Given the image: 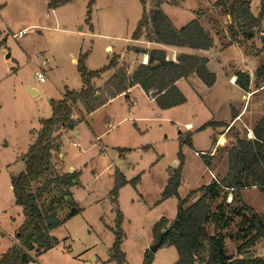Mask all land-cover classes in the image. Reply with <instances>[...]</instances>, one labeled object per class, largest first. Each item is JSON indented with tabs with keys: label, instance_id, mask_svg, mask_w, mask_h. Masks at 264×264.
Listing matches in <instances>:
<instances>
[{
	"label": "rangeland",
	"instance_id": "1",
	"mask_svg": "<svg viewBox=\"0 0 264 264\" xmlns=\"http://www.w3.org/2000/svg\"><path fill=\"white\" fill-rule=\"evenodd\" d=\"M56 1L55 6H50L48 0H0V5H3L0 10V29L7 32L8 38L4 47L8 44L15 52L20 49L23 60H26L24 64L19 63L17 72L18 65L13 66L14 74L0 84V257L13 245L24 222L22 208L15 203L12 178L26 169L25 157L36 139L33 132L40 129L42 119L51 117L50 100L63 99L62 93L66 91V86L76 91L82 87L81 76L72 58L88 54L87 67L90 70L107 66L114 55L126 54L143 14L140 0H96L88 24L86 19L91 0ZM181 1L164 0L169 5L164 7L165 13L177 26L190 20L186 9H196L200 2L187 0L185 9L173 7V3ZM154 4L148 1L147 9L151 10ZM258 5L259 0H255L253 11L257 10ZM202 11L204 16L207 13L203 19L205 26L214 27V32L220 31V40L225 44L222 37L226 33L229 36L230 31L227 32L229 24L220 16L221 9L216 8L215 14L207 8ZM214 20L216 25L212 23ZM22 30L26 31V35L15 39L13 35ZM254 31H257L255 39L247 41L241 35L242 29L238 28L236 38V41L247 44V49L253 54L260 56L254 72L258 83L252 80L249 92L244 93L223 75L220 76L217 86L210 91L203 84L202 88L195 86V90L182 85L187 102L165 112L162 117H157L154 114L156 105L139 89L133 92L135 108L132 106L130 109L127 98L117 99L97 112L90 126L83 121L76 129H71L64 135L61 133L62 152L60 150L54 153L47 176L34 184L32 189L35 191L44 184L45 179H53L68 172L70 167H75L81 176L80 184L73 186L72 192L81 211L52 234L59 241V245L43 260L42 256L45 254L35 256L32 264H40L41 261L49 264H89V256L84 254L94 246L101 258L107 257L115 234L106 224L115 227L118 208L126 217L123 242L127 264H143L144 247L148 246V251L154 245V242L149 245L154 225L162 218L172 221L178 213L176 199L173 202L162 201L161 186L170 169L174 170L180 164L177 138L178 132L185 129V124L191 123L192 127L197 128L211 120L214 115L216 119L229 120L231 105L236 107L232 110L239 114L236 120L228 124L229 127L220 129L221 136L214 140L210 129L195 135V149L204 154L197 156L193 149L184 146L182 151L186 167L181 189L179 188L183 196L192 189H198L227 174L225 157L220 154L223 147L232 146L244 137L255 139L253 130L264 119V33L263 28ZM258 43L261 49L258 48ZM107 45L113 47V54L106 51ZM217 45H220L218 40ZM221 59L226 67L232 64L245 70H251L255 63L248 58L244 61L243 52L239 54L235 49L224 52ZM36 71H45L43 75L46 83L36 79ZM27 85L39 89L41 96L32 97ZM197 92L204 101L199 99ZM75 114H79L77 108ZM172 120L178 125L172 123ZM76 132L79 134L75 135ZM166 138L168 142L164 144ZM59 139L60 136L57 135L56 140ZM220 139H225L226 144H220ZM148 144L153 148L143 149ZM118 147L133 150L123 153ZM203 150L207 152H201ZM209 153L214 156L212 166L208 168L202 159L203 155ZM121 160H124L123 164H119ZM174 160L177 161L173 165ZM117 170L130 180L139 176L142 182L136 187L125 185L120 190L118 205H115L110 193L114 189ZM64 194L65 190L54 187L43 196L42 208L64 210L67 208L65 203H71V199L65 200ZM230 202L231 196L226 200V203ZM217 203L212 205L213 208ZM243 203L264 217V193L258 188L243 190L241 202H233L232 207L226 206L225 212L232 215V220L227 221L223 231L226 254L234 259L264 258L263 240H259L242 254L238 251L239 246L248 239L240 232L248 226V213L242 211V214L235 215ZM191 204L190 200L186 207ZM207 228L210 233H214V225ZM33 254L36 255L35 252ZM155 254L152 264H174L178 259V253L173 246H165ZM74 259L81 263H75Z\"/></svg>",
	"mask_w": 264,
	"mask_h": 264
},
{
	"label": "trees",
	"instance_id": "2",
	"mask_svg": "<svg viewBox=\"0 0 264 264\" xmlns=\"http://www.w3.org/2000/svg\"><path fill=\"white\" fill-rule=\"evenodd\" d=\"M69 2L71 0H60ZM96 0H91L88 5V18L90 24L92 7ZM148 1L154 2L151 10L147 9ZM143 6V14L132 35L133 40L145 37L147 41L156 42L167 46L190 48L196 50H209L213 47V38L198 20H193L181 29L176 28L172 20L163 11L164 0H140ZM56 0H52L50 6H55ZM178 3H173L177 6ZM217 5L223 6L225 12L232 19L229 31L233 40L237 38V29L241 28L246 39L254 37V30L262 28L264 20V2L258 17L251 12L250 0H219ZM92 28V26H91ZM1 36V34H0ZM264 45V37H262ZM5 41L0 42V46ZM141 53L138 48L133 49ZM149 56L147 64L141 63L136 70L129 75L128 67L123 65L118 68L120 57L114 55L107 66L97 70H89L86 65L88 54L80 55L77 62V70L83 80V88L79 91L66 89L63 99L51 100V117L40 121V129L33 132L36 137L25 157L26 169L18 176L12 178V189L15 195V203L22 208L24 215L23 225L16 234L17 242L0 257V264H31L35 256L50 250L59 241L51 235V232L62 226L68 219L80 213L81 209L74 202L69 189L79 184L80 174L76 171L65 173L53 179H45L44 184L34 191L33 185L47 176L50 162L54 153L60 151L61 144L56 140V134L60 130H71L77 124L73 119L75 109L81 104L88 114H92L110 100L126 92L130 87L139 85L147 95L152 96L158 107L168 110L187 102L185 95L177 86V82L195 74L209 88L217 81L215 73L208 69V59L194 55L181 54L176 61L169 60L163 50H152L146 53ZM116 69L115 74L107 81L104 88L98 89L94 84L95 79H100L106 72ZM236 84L245 92H249L251 81L248 73L238 72ZM257 77V76H256ZM256 83L257 78H256ZM233 120L239 114L232 110ZM226 126L224 123H207L198 131L207 127ZM231 129V128H230ZM255 139L246 137L239 139L232 146H225L220 154L225 157L227 174L221 179H214L210 184L195 191H191L185 199H181L179 188L183 181V168L185 156L183 146L192 147V134L180 137V151L178 153L179 166L169 172L170 178L162 193V201L170 198L178 200V213L174 220L162 218L153 227L154 244L163 236L165 246L175 247L178 260L174 264H264L262 257H248L234 259L226 254L225 235L223 231L226 223L232 220V215H227L225 207H232V203L242 200V191L247 188H258L264 193V119L253 130ZM212 154L203 155V161L209 168L212 166ZM141 182L138 176L133 180H127L124 174L117 170L114 178V189L111 191L112 203L118 205L120 190L127 184L136 187ZM65 190L64 196L71 199L67 204L69 214L61 220L56 208L44 210L41 200L52 189ZM200 197L186 207V204ZM231 196L232 202L226 203ZM65 201V200H64ZM68 201V200H67ZM220 203H217L219 202ZM217 203L213 208V204ZM248 213V226L240 232L245 238V243L239 246L242 252L252 248L259 240L264 241V217L256 210L243 203L235 215ZM124 217L119 208L115 227V242L110 250V261L116 264H127L126 253L122 249L124 231ZM209 225H214V233L208 230ZM33 252H36L34 255ZM155 253L148 250L145 253L143 264H152Z\"/></svg>",
	"mask_w": 264,
	"mask_h": 264
},
{
	"label": "crops",
	"instance_id": "3",
	"mask_svg": "<svg viewBox=\"0 0 264 264\" xmlns=\"http://www.w3.org/2000/svg\"><path fill=\"white\" fill-rule=\"evenodd\" d=\"M48 1H50V3H51V1L52 0H48ZM187 0H182L181 2H179L178 4H177V6H173V7H175L176 9H185V7H184V5H185V2H186ZM189 1V0H188ZM198 1H200L199 3H198V6H197V8L195 9H193V8H187L186 10L189 12V14H190V20H188L185 24H182V25H179V26H177V25H175V23L173 22V20L169 17V15H168V17L172 20V22L174 23V25L176 26V28H178V29H181V28H183L184 26H186L187 24H189L191 21H193V20H198L199 22H200V24L203 26V28L207 31V32H209L210 33V35L212 36V38H213V41H214V43H213V47L211 48V49H209V50H196V49H190V48H182V47H175V46H167V45H163V44H159V43H156V42H150V41H147L146 39H145V37H143V38H141L140 40H137V41H133V40H131L130 42H129V46H128V49H127V52H126V54H119L118 56L120 57V60H119V66H118V68L119 67H121V66H123V65H126L127 67H128V72H129V75H131L135 70H136V68L141 64V63H143V64H147L148 63V60H149V56L146 54L147 52H149V51H152V50H163V51H165L166 53H167V58L169 59V60H173V61H176L177 60V58L179 57V55H181V54H187V55H194V56H198V57H203V58H207L208 59V69L210 70V72H212V73H215L216 74V76H217V81H216V84L212 87V88H209V87H207L200 79H199V77L197 76V75H195V74H193V75H191V76H189L188 78H186V79H182V80H180V81H178L177 82V86H178V88L181 90V92L184 94V92H183V90H182V85H185L186 87H190L191 89H193V90H195V86L196 87H198V88H202V84H203V86H205L207 89H208V91H210V90H213L216 86H217V84H218V82H219V79H220V76L221 75H223V76H225L226 78H228L229 79V81H230V83L232 84V85H235L237 88H239L240 90H242L237 84H236V81H237V76H236V74L238 73V72H245V73H248L250 76H251V78L253 79V81L255 82L256 81V78L257 77H255L254 76V72H255V70H256V68H257V65H258V61H259V59H260V56H258V55H255V54H253L250 50H248L247 49V44H244V43H240L239 41H236V40H233L232 39V37H231V34L229 33V30L227 31L228 33H229V36L227 35V33L225 34V37H222V39L224 40V42H225V44H223L222 42H221V40H220V38H221V36H220V31H216V32H214V27H210V28H207V26H205V24L203 23V19H205L206 18V15H207V13H206V15L204 16L203 15V11H202V9L203 8H207L208 10L210 9V12L211 13H213V14H215L214 12V10L216 9V8H220L221 9V11H220V16H221V18L223 17V19H224V21L225 22H227V24H229V27H230V25L232 24V19H231V17L228 15V13L227 12H225V8L223 7V6H221V5H217V2L219 1V0H198ZM255 0H250V4H251V12H252V14L255 16V17H258V15H259V13H260V9H261V5H262V3L264 2V0H259V5L257 6V10L256 11H253V9H252V6H253V2H254ZM167 4L166 3H163L162 4V9H163V11L165 12V10H164V7L166 6ZM167 6H169V5H167ZM3 8V5H0V10ZM53 13L55 12V10L53 9V11H52ZM209 13V12H208ZM217 14V13H216ZM48 15H50L49 13H48ZM202 19V20H201ZM212 23H215V20L214 21H212ZM215 25H216V23H215ZM262 28H263V31H262V33H264V20L262 21ZM255 30H257V29H255ZM22 31H24V30H22ZM7 32L6 31H4V30H1L0 29V34H1V36H0V42L2 41V40H4L5 41V44L7 43V40H8V38H7V34H6ZM256 34H257V31H254V37L252 38L253 40L255 39V36H256ZM16 35V34H15ZM242 35V37L244 38V36H243V34H241ZM22 38V37H21ZM15 39H18V38H15ZM228 39H229V41H228ZM245 40H247V41H250V40H252V39H246V38H244ZM217 40L219 41V43H220V45L218 46L217 45ZM5 44H2L1 46H0V84L1 83H3L4 81H6L7 79H9L11 76H12V74H14L13 73V66H15L16 64L18 65L17 67H16V72H17V70L19 69V65L20 64H24L25 63V61L26 60H23V53L22 52H20V49L18 50V51H16L15 52V50H12V46H9L8 44L4 47V45ZM134 48H138V49H140L141 51H143V52H141V53H136L133 49ZM258 48L259 49H261V47L259 46V43H258ZM230 49H235V50H238L239 51V54L241 53V52H243V54H244V61H247V58L249 59V61L250 62H255L254 64H253V66L254 67H252L251 68V70H245V68L243 69V68H241V67H239V66H237V65H232V64H230V65H228V67H226L223 63H222V59H221V55L224 53V52H226L227 50H230ZM106 51H108L109 53H111V54H113V51H114V49H113V47L111 46V45H107L106 46ZM8 53H10L11 54V56H10V58H7L6 56H7V54ZM257 54V53H256ZM117 55V54H116ZM89 57V56H88ZM88 58H87V61H86V65H87V63H88ZM72 62L76 65V67H77V62H78V58L77 57H73L72 58ZM20 63V64H19ZM257 63V64H256ZM88 68V67H87ZM90 70V69H89ZM37 72H41L42 74H44L45 73V71H36L35 73H37ZM115 72H116V69H113V70H110V71H108V72H106L105 74H103V76L100 78V79H95L93 82H94V84H95V86H96V88H98V89H101V88H104V86H105V84L107 83V81L115 74ZM34 76H35V74H34ZM81 76V75H80ZM44 77H45V75H44ZM46 78V77H45ZM37 79V78H36ZM82 79V78H81ZM37 80H39V79H37ZM40 81V80H39ZM46 81L47 80H45L44 82H42V83H46ZM41 82V81H40ZM26 88L28 89V91L30 90V89H33V92H35L36 93V95H33L32 93H30L29 92V94L32 96V97H39V96H41V91L39 90V89H37V88H35V87H31V86H29V85H27L26 86ZM65 88H68L67 86L65 87ZM83 88V80H82V87L79 89V90H81ZM142 90V92H143V94H144V96L147 98V99H149L150 100V102L151 103H154L155 105H156V110H155V115L157 116V117H162L163 116V114L165 113V112H167V111H169V110H173V109H176V108H178V107H180V106H183V105H180V106H177V107H174V108H171V109H168V110H162V109H160L159 107H158V105H157V103H156V101H155V99L152 97V96H150V95H147L145 92H144V90L139 86V85H135V86H133V87H130L126 92H124L123 94H121V95H119V96H117L116 98H114V99H112V100H110L107 104H105L104 106H102V107H100L98 110H96L95 112H93L92 114H88L86 111H85V109H84V107L81 105V104H79L78 106H77V109L79 110V114L77 115V114H74V117H73V119L77 122V124L74 126V128L72 129V130H74V129H76L78 126H79V124L81 123V122H83V121H86V122H88V125L90 126L91 125V122H93L94 121V116L96 115V113L97 112H99L101 109H104V108H106L107 106H109L112 102H114L115 100H117V99H120V98H127V100H128V104H129V107H130V109L132 108V106H133V108H135V104H136V99H135V97H134V95H133V92L135 91V90ZM79 90H77V91H79ZM243 91V90H242ZM65 92L66 91H64V93H62V98L64 97V95H65ZM244 93H246L245 91H243ZM185 95V94H184ZM197 95L199 96V99H201L202 101H204V99H203V97H202V95L201 94H199L198 92H197ZM186 97V96H185ZM186 99H187V97H186ZM51 101V100H50ZM235 106H233V105H231V116H230V119L229 120H220V119H216V117H215V115H214V117L211 119V120H209V121H207L206 123H204L203 125H201V126H199V127H192V124L191 123H186L185 124V129L183 130V131H179L178 133V138H177V140H178V143H179V147H180V143H181V139H180V137H182L184 134H192V137H191V139H192V147H190V146H185V147H187V148H191V149H193V151H195V154L197 155V153H199L196 149H195V142H194V137H195V135L197 134V133H199V132H202V131H204V130H208V129H210V130H212V139L214 140V139H216V137H220L221 136V132H220V129H222L223 127H225V126H218V124H215L214 126H211V127H207L206 129H204V130H202V131H198V129L199 128H201L202 126H204L205 124H207V123H211V122H213V123H224V124H230L231 123V121L233 120V116H232V109L234 108ZM236 108V107H235ZM107 120H108V117H107ZM133 121H135V120H133ZM172 123H174L175 125H178V123L176 122V121H174V120H172ZM136 128H137V124L136 123H134L133 124ZM90 129H92V127H90ZM70 130H60L55 136H57V135H59L60 136V139L57 141L59 144H61L62 142H61V138H62V136L65 134V133H68ZM141 131V130H140ZM63 132V135H61V133ZM108 131H106V133H107ZM79 133L78 132H76L75 133V135H78ZM96 139H99V136H96ZM168 142V140H167V138L163 141V143L164 144H166ZM78 145V144H77ZM146 148H153V146L151 145V144H148L147 146H144L143 147V149H146ZM105 149H107L106 147H105ZM104 149V150H105ZM117 149H119L120 151H123V153L124 152H126V153H129L130 151H132L133 149L132 148H128V147H118ZM184 149V146H183V148H182V150ZM60 150H61V152H62V148H60ZM215 151V150H214ZM201 152H207V151H201ZM185 156V155H184ZM198 156V155H197ZM125 159V158H124ZM203 160V159H202ZM123 161L124 160H121V162H119V164L121 163V164H123ZM175 161H177V160H174V162H173V165L175 164ZM204 162V161H203ZM205 164V163H204ZM185 165H184V168H183V172H182V176H183V173H184V170H185ZM117 168H119V166L117 167ZM207 168V167H206ZM74 171H76V172H78L77 170H75V167H70V169L68 170V172H66V173H73ZM170 171H171V169H170ZM79 173V172H78ZM80 174V176H81V173H79ZM80 176H79V184H80ZM169 178H170V175H168V177L166 178V180H165V182H164V184H162V186H161V198H162V193H163V191H164V189H165V187H166V185H167V183H168V180H169ZM127 180H130V179H128L127 178ZM142 182V181H141ZM140 182V183H141ZM211 182V181H210ZM140 183H139V185H140ZM78 184V185H79ZM210 184V183H209ZM182 185V184H181ZM208 185V184H207ZM203 186H205V185H203ZM202 186V187H203ZM181 187V186H180ZM201 188V187H200ZM181 189V188H180ZM180 189H179V194H180V197H181V199H185L187 196H188V194L191 192V191H195V190H197V189H192L186 196H183L182 194H181V191H180ZM199 189V188H198ZM69 191H70V193L72 194V197H73V200H74V202L78 205V203L76 202V200L74 199V194H73V192H72V187L71 188H69ZM119 196H120V192H119ZM64 198H65V200H67L68 199V197L67 196H64ZM199 198V195L196 197V198H194L193 200H191L192 201V203H194L197 199ZM118 199H119V197H118ZM174 199H176V198H170V199H168V200H170V202H173L172 200H174ZM166 201V200H165ZM160 202V201H159ZM158 202V203H159ZM175 204H177L178 205V200L176 199V203ZM56 211H57V213H58V216H59V218L61 219V220H63L68 214H69V212H70V208L68 207V208H65L64 210H58V208H56ZM123 217H124V214H123ZM125 222H126V217H124V221H123V226H124V224H125ZM64 225V224H63ZM106 226L109 228V230H112L114 227H112V226H109V225H107L106 224ZM122 226V227H123ZM56 230V229H55ZM55 230H53L52 232H51V235L54 233V231ZM17 242V240L15 239L14 240V242H13V245L15 244ZM114 242H115V238H114V241H113V244H114ZM153 242H154V236L152 235V238L150 239V241H149V245H152L153 244ZM113 244H112V246H113ZM12 245V246H13ZM103 245H104V243H103ZM148 245V244H147ZM11 246V247H12ZM112 246H111V248H112ZM10 247V248H11ZM9 248V249H10ZM55 248V247H54ZM54 248H52V249H50V250H47V251H45V252H43V253H41V255H44V256H42V260L44 259V257L49 253V252H51ZM110 248V249H111ZM8 249V250H9ZM110 249H109V253H108V256L107 257H103V258H101L99 255H98V252H97V250H96V247L94 246V247H91V248H89V250L84 254V255H88L89 256V264H116L115 262H111L110 261ZM122 249H123V251L125 252V249H124V242H123V245H122ZM147 249H148V246H145L144 247V250H143V252H144V254H145V252L147 251ZM7 250V251H8ZM36 253V252H35ZM126 253V252H125ZM83 255V256H84ZM82 257V256H81ZM81 257H79L78 259H81ZM46 258V257H45ZM126 258H127V253H126ZM155 258H156V254H155ZM154 258V259H155ZM127 260V259H126ZM178 260V259H177ZM176 260V261H177ZM74 262L76 263H81V261H79L78 262V260L77 259H74ZM32 264V263H31ZM40 264H49V263H46V261L44 262V261H41L40 262ZM51 264H53V263H51Z\"/></svg>",
	"mask_w": 264,
	"mask_h": 264
},
{
	"label": "water",
	"instance_id": "4",
	"mask_svg": "<svg viewBox=\"0 0 264 264\" xmlns=\"http://www.w3.org/2000/svg\"><path fill=\"white\" fill-rule=\"evenodd\" d=\"M10 56H11V54L8 53L6 57L10 58ZM29 92L32 93L33 95H36V93L33 92V89H30ZM163 243H164V237L162 236L157 243H155L153 246H151V248L149 250L152 253H156L159 249L162 248Z\"/></svg>",
	"mask_w": 264,
	"mask_h": 264
},
{
	"label": "built area",
	"instance_id": "5",
	"mask_svg": "<svg viewBox=\"0 0 264 264\" xmlns=\"http://www.w3.org/2000/svg\"><path fill=\"white\" fill-rule=\"evenodd\" d=\"M24 35H26V31L25 30L24 31H20L17 35H13V37L14 38H21ZM35 77L37 79H39L41 82H44L45 81V77H44V75L41 72L35 73ZM77 146H79V145H77ZM200 154H204V153H197L198 156H200Z\"/></svg>",
	"mask_w": 264,
	"mask_h": 264
},
{
	"label": "bare ground",
	"instance_id": "6",
	"mask_svg": "<svg viewBox=\"0 0 264 264\" xmlns=\"http://www.w3.org/2000/svg\"><path fill=\"white\" fill-rule=\"evenodd\" d=\"M220 144H222V145L226 144L225 139H220Z\"/></svg>",
	"mask_w": 264,
	"mask_h": 264
}]
</instances>
